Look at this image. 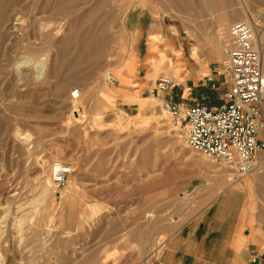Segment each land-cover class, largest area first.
I'll return each mask as SVG.
<instances>
[{"label":"rangeland","instance_id":"rangeland-1","mask_svg":"<svg viewBox=\"0 0 264 264\" xmlns=\"http://www.w3.org/2000/svg\"><path fill=\"white\" fill-rule=\"evenodd\" d=\"M206 1L0 3V264H159L163 240L204 206V191L237 181L189 148L169 114L158 122L161 99L149 93L161 75L176 81L170 62L147 59L153 19L163 26L154 31L155 57L161 48L172 56L174 46L191 59L196 49L216 61L213 69L226 56L231 25L264 11V0ZM170 28L178 30L176 42ZM122 68L148 86L127 102L118 93L109 102L103 91L117 85L106 73ZM200 83L185 99L222 102L225 85L203 90ZM75 88L78 102L70 97ZM57 161L73 168L63 197L47 184Z\"/></svg>","mask_w":264,"mask_h":264},{"label":"built area","instance_id":"built-area-1","mask_svg":"<svg viewBox=\"0 0 264 264\" xmlns=\"http://www.w3.org/2000/svg\"><path fill=\"white\" fill-rule=\"evenodd\" d=\"M263 30L264 11L231 25L226 56L215 70L225 79L221 103L189 104L167 98L174 87L169 75L159 76L149 89L152 96L160 97V106L187 146L222 165L235 179L258 171L259 160L264 159V58L258 39ZM105 77L112 85L118 82L112 72ZM207 79L214 80L211 75ZM70 97L78 100L81 90H71ZM72 169L68 163L52 164L56 190L67 186Z\"/></svg>","mask_w":264,"mask_h":264},{"label":"crops","instance_id":"crops-1","mask_svg":"<svg viewBox=\"0 0 264 264\" xmlns=\"http://www.w3.org/2000/svg\"><path fill=\"white\" fill-rule=\"evenodd\" d=\"M214 61H206V57L199 61L182 57L181 74L174 82L177 89L173 87L167 98L195 104L184 97L189 89L195 91L202 81L206 85L201 87L203 90L214 89L217 84L223 85L224 77L215 74L217 68H211L216 63ZM193 64L196 70H191ZM129 75L126 71L122 72L125 80L122 85L128 87L137 82L139 87L135 90L121 88L118 95L124 98V102L128 99L127 94L139 95L149 83L139 74ZM210 75L213 81H208ZM118 82L120 84V79ZM256 172L237 179L231 187L222 191L213 187L205 190L201 197L206 203L185 217L163 240L157 263L264 264V190L257 188ZM233 180L236 179L229 178V181Z\"/></svg>","mask_w":264,"mask_h":264},{"label":"bare ground","instance_id":"bare-ground-1","mask_svg":"<svg viewBox=\"0 0 264 264\" xmlns=\"http://www.w3.org/2000/svg\"><path fill=\"white\" fill-rule=\"evenodd\" d=\"M4 1L5 0H0V3H4ZM201 1V0H200ZM206 1V0H205ZM212 1H214V0H208V1H206L207 2V5H210L211 3H212ZM220 1V0H219ZM184 2V1H183ZM198 2V1H197ZM226 2V1H225ZM202 3V2H201ZM193 4H195V3H193ZM199 5V4H198ZM247 12L248 11V9H245L244 10V12ZM236 14V13H235ZM236 16H237V14H236ZM249 17V16H248ZM160 19H162V18H160ZM160 19L157 17V18H155V19H153L152 20V22L150 23V25H149V37H148V51L151 53L150 55H149V57L147 58L148 59V61L150 60L151 61V63H154V64H157V62L159 63V64H166L167 62H170V74H172V76L174 77V79L176 80V81H178V78H179V72H180V67H179V65H180V61H181V59H182V57L183 56H180V53H179V51H177L176 50V48L173 46L172 47V52H173V54H172V56H175V58L174 57H172V56H169V54H167L166 53V51H164V49H160L159 51H160V53H159V56L158 57H155V56H157L156 54H155V51L158 49V42L160 41V37L154 32V31H156V30H159L160 28H162L163 26H162V23L160 22ZM164 21V20H163ZM141 27V26H140ZM145 28V27H144ZM171 30H172V35H171V37L169 38V40L171 41V40H174L175 42H176V39L177 38H179L178 36H179V33H178V30L176 29V28H170ZM170 35V34H169ZM188 38L191 40L192 39V36L190 35V34H188ZM258 39H259V41H260V46H264V30L262 31V32H259L258 33ZM262 46V48H263V58H264V47ZM216 50H217V53H218V55L220 56L221 55V53H220V49H219V47L218 46H216ZM169 53V52H168ZM190 56H191V58H193V59H196V60H200V57H199V55H198V52H197V50L196 49H194V50H191V52H190ZM216 57V56H215ZM175 59H178V61H179V64L175 61ZM142 59H139V57H137V58H135L134 59V61L136 62V61H138V62H142L143 63V60L141 61ZM145 62V61H144ZM215 62V61H214ZM196 63H198V62H196ZM264 63V62H263ZM199 65V64H198ZM143 68L145 67V65H143L142 66ZM197 67V66H196ZM201 67V66H200ZM142 68V69H143ZM204 69V68H203ZM41 71H43V70H41ZM123 71H126L127 72V74H130V71L127 69V68H122V69H120L118 72H116V74H115V76L118 78V80L120 79V84H119V82L118 83H116L115 85H117V87H116V89H114V90H109V91H103V93H104V95H105V97L107 98V101H109V102H113V100H111L113 97H114V95L115 94H117V93H119V90L121 89V88H127V89H133V87L131 86V85H129L128 87H125V86H123L122 85V82L123 81H125V80H123V77H122V72ZM143 71V70H142ZM107 74V73H106ZM146 74H147V72H146ZM153 75H154V73H153V71H151L149 74H148V76L151 78V77H153ZM130 76V75H129ZM144 76H145V74H144ZM127 84H128V82H126ZM134 90V89H133ZM133 94V93H132ZM131 97H133L132 95H130ZM81 98V97H80ZM79 98V99H80ZM79 99L78 100H72V101H74V102H78L79 101ZM110 99V100H109ZM161 103V102H160ZM159 103V104H160ZM75 105L76 104H74L73 105V109H72V113H73V115L74 116H78V110H77V107H75ZM107 107V106H106ZM152 108V107H151ZM164 112H163V114L162 115H160V116H158V118H156L157 119V121L158 122H161V123H165V122H167V120L169 119L167 116V112L165 111V110H163ZM158 115V114H157ZM170 117V116H169ZM170 121V120H169ZM264 166V159H260L259 160V166H260V168H259V170L261 169V166ZM51 173V172H50ZM262 177H263V179H264V169H263V171H262V175L257 179V182L256 183H258V180L261 178L262 179ZM260 182V181H259ZM262 182H264V181H262ZM47 184L48 185H55L54 184V182H53V180H52V177H51V174H50V176H48V178H47ZM260 185H262V183L260 182L259 183ZM264 184V183H263ZM55 192H56V194L57 193H60V196H64V192L62 191L61 192V190H55Z\"/></svg>","mask_w":264,"mask_h":264}]
</instances>
